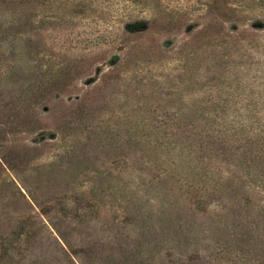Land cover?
I'll return each instance as SVG.
<instances>
[{"label": "rangeland", "instance_id": "rangeland-1", "mask_svg": "<svg viewBox=\"0 0 264 264\" xmlns=\"http://www.w3.org/2000/svg\"><path fill=\"white\" fill-rule=\"evenodd\" d=\"M0 264H264V0H0Z\"/></svg>", "mask_w": 264, "mask_h": 264}]
</instances>
